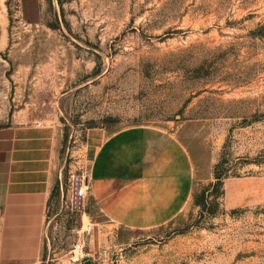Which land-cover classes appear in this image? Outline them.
<instances>
[{
  "label": "rangeland",
  "instance_id": "obj_1",
  "mask_svg": "<svg viewBox=\"0 0 264 264\" xmlns=\"http://www.w3.org/2000/svg\"><path fill=\"white\" fill-rule=\"evenodd\" d=\"M13 118L59 129L64 181L95 131L157 127L189 150L187 211L151 230L84 217L91 264H264V0H0V126ZM54 220L44 260L72 264L78 217Z\"/></svg>",
  "mask_w": 264,
  "mask_h": 264
},
{
  "label": "crops",
  "instance_id": "obj_2",
  "mask_svg": "<svg viewBox=\"0 0 264 264\" xmlns=\"http://www.w3.org/2000/svg\"><path fill=\"white\" fill-rule=\"evenodd\" d=\"M60 139L57 127L40 121L13 118L0 126V264H47L49 227L68 193ZM85 150L79 172L89 181L87 218L151 230L187 211L197 168L176 135L131 125L93 132Z\"/></svg>",
  "mask_w": 264,
  "mask_h": 264
},
{
  "label": "built area",
  "instance_id": "obj_3",
  "mask_svg": "<svg viewBox=\"0 0 264 264\" xmlns=\"http://www.w3.org/2000/svg\"><path fill=\"white\" fill-rule=\"evenodd\" d=\"M40 125V123H38ZM68 193L64 207L78 217L80 233L78 232L69 253L68 260L72 264H82L88 257L84 238L80 234H90L93 231V223L84 221L86 197L89 190V181L83 172H71L67 180Z\"/></svg>",
  "mask_w": 264,
  "mask_h": 264
},
{
  "label": "trees",
  "instance_id": "obj_4",
  "mask_svg": "<svg viewBox=\"0 0 264 264\" xmlns=\"http://www.w3.org/2000/svg\"><path fill=\"white\" fill-rule=\"evenodd\" d=\"M225 169L226 168H223L221 163H217L215 165V168H214L215 183L213 184L215 186V189L222 183V179L226 175V174H224V173H226Z\"/></svg>",
  "mask_w": 264,
  "mask_h": 264
},
{
  "label": "water",
  "instance_id": "obj_5",
  "mask_svg": "<svg viewBox=\"0 0 264 264\" xmlns=\"http://www.w3.org/2000/svg\"><path fill=\"white\" fill-rule=\"evenodd\" d=\"M83 263L84 264H91L90 260H87V259Z\"/></svg>",
  "mask_w": 264,
  "mask_h": 264
}]
</instances>
